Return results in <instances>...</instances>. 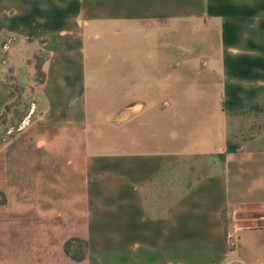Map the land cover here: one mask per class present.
<instances>
[{"label": "crops", "instance_id": "1", "mask_svg": "<svg viewBox=\"0 0 264 264\" xmlns=\"http://www.w3.org/2000/svg\"><path fill=\"white\" fill-rule=\"evenodd\" d=\"M23 89L40 109L0 148V264H264V125L229 131L264 104V0H0V115Z\"/></svg>", "mask_w": 264, "mask_h": 264}, {"label": "rangeland", "instance_id": "2", "mask_svg": "<svg viewBox=\"0 0 264 264\" xmlns=\"http://www.w3.org/2000/svg\"><path fill=\"white\" fill-rule=\"evenodd\" d=\"M105 51L109 52V43L103 48ZM44 53L40 54L37 59V63L41 62L44 58ZM100 57V61L103 62L101 65H97L98 70H96V80L94 82V87L96 88V93L99 94L94 98V103L96 105L102 106L104 110H109L112 105V98L110 96V90L112 89V83L110 80V64H106L107 57L106 53L103 58ZM13 85V77H8ZM42 72L37 71L36 80H41ZM22 82L18 81L17 84L21 85ZM18 98L4 115L0 118V148L12 137L20 132V130L28 124L30 118L33 116V111L36 113L39 111L40 106L38 104V98L34 95L33 90H20ZM101 94V95H100ZM33 110V111H32ZM100 117L104 123V129L102 132L109 135L110 126L112 122V114L108 111L103 113H92L90 114V119L92 121H99ZM264 125V109H259L258 111L250 112L245 115L237 116L233 118L230 122V138L235 142H242L248 138L255 135L261 127ZM99 132V130H96ZM206 164V160L203 158L184 161L178 167L176 171L183 172L184 174L188 170L193 169L195 166L200 168L201 165ZM178 177V176H177ZM176 177H172L174 180ZM78 253L82 252L81 248L76 250Z\"/></svg>", "mask_w": 264, "mask_h": 264}, {"label": "trees", "instance_id": "3", "mask_svg": "<svg viewBox=\"0 0 264 264\" xmlns=\"http://www.w3.org/2000/svg\"><path fill=\"white\" fill-rule=\"evenodd\" d=\"M38 71H40V67L38 66ZM44 79V74L42 73V78L41 80H36L37 83H41ZM11 82V81H10ZM16 91L17 88L15 87ZM12 104L10 105H7L4 109V112L0 115V118L4 115V113L8 110V108L11 106ZM259 109H264V104H256L254 106H251L247 111H245L242 115H245V114H248L250 112H254V111H258ZM72 245H73V242L72 241H68L66 242L65 244V252L67 254H72ZM78 245V243L76 244ZM78 248H81L82 249V254H81V257L84 255V249H85V246L83 244H79L78 245ZM73 256V255H72Z\"/></svg>", "mask_w": 264, "mask_h": 264}]
</instances>
